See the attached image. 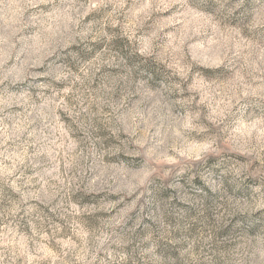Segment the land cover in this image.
<instances>
[{
  "label": "rangeland",
  "instance_id": "1",
  "mask_svg": "<svg viewBox=\"0 0 264 264\" xmlns=\"http://www.w3.org/2000/svg\"><path fill=\"white\" fill-rule=\"evenodd\" d=\"M0 264H264V0H0Z\"/></svg>",
  "mask_w": 264,
  "mask_h": 264
}]
</instances>
